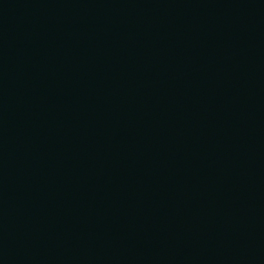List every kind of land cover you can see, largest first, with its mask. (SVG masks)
Wrapping results in <instances>:
<instances>
[{"label":"water","instance_id":"95a60500","mask_svg":"<svg viewBox=\"0 0 264 264\" xmlns=\"http://www.w3.org/2000/svg\"><path fill=\"white\" fill-rule=\"evenodd\" d=\"M0 264H264V0H0Z\"/></svg>","mask_w":264,"mask_h":264}]
</instances>
